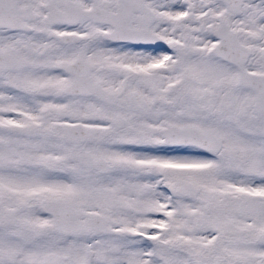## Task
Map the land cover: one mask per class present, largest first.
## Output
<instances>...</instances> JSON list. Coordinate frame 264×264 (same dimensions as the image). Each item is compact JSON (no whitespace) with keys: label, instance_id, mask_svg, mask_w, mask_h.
<instances>
[{"label":"snow or ice","instance_id":"1","mask_svg":"<svg viewBox=\"0 0 264 264\" xmlns=\"http://www.w3.org/2000/svg\"><path fill=\"white\" fill-rule=\"evenodd\" d=\"M0 264H264V0H0Z\"/></svg>","mask_w":264,"mask_h":264}]
</instances>
